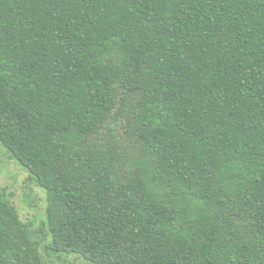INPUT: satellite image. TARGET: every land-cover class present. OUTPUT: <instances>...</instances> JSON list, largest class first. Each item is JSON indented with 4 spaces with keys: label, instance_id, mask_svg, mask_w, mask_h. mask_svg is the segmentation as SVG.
<instances>
[{
    "label": "trees",
    "instance_id": "trees-1",
    "mask_svg": "<svg viewBox=\"0 0 264 264\" xmlns=\"http://www.w3.org/2000/svg\"><path fill=\"white\" fill-rule=\"evenodd\" d=\"M0 146V264H264V0H0Z\"/></svg>",
    "mask_w": 264,
    "mask_h": 264
},
{
    "label": "rangeland",
    "instance_id": "rangeland-1",
    "mask_svg": "<svg viewBox=\"0 0 264 264\" xmlns=\"http://www.w3.org/2000/svg\"><path fill=\"white\" fill-rule=\"evenodd\" d=\"M28 176L29 172L8 157L0 146V186L6 188L21 218L25 222L34 221L39 227L46 221L47 192L44 188L29 183ZM51 259V264H93L76 254H54Z\"/></svg>",
    "mask_w": 264,
    "mask_h": 264
}]
</instances>
